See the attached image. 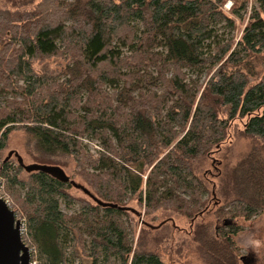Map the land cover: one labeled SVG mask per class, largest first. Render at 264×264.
<instances>
[{
	"label": "trees",
	"instance_id": "obj_1",
	"mask_svg": "<svg viewBox=\"0 0 264 264\" xmlns=\"http://www.w3.org/2000/svg\"><path fill=\"white\" fill-rule=\"evenodd\" d=\"M251 1L52 0L51 17L0 15V152L14 131L26 132L45 154L71 156L86 188L117 206L77 198L44 173L24 180L18 161L3 163L38 263L67 264L73 246L91 264H167L135 248L124 217L142 214L129 204L148 216L198 217L212 202L223 221L199 233L206 264H245L227 219L264 214V0L249 15ZM238 22V41L218 40L215 25ZM52 59L60 70H35ZM237 119L252 147L227 177L222 205L197 171ZM62 203L80 210L69 215Z\"/></svg>",
	"mask_w": 264,
	"mask_h": 264
},
{
	"label": "rangeland",
	"instance_id": "obj_2",
	"mask_svg": "<svg viewBox=\"0 0 264 264\" xmlns=\"http://www.w3.org/2000/svg\"><path fill=\"white\" fill-rule=\"evenodd\" d=\"M52 0H0V15L10 14H31L39 13L46 17H51L53 11L51 8ZM72 1V0H67ZM232 7V2H228L224 7L226 12ZM259 7L257 1L253 0L247 7V12L250 15ZM244 28L242 23H237V28L231 30L225 23L214 26L215 34L219 41L234 38L238 41L241 38V33ZM64 62L60 59H52L45 63L34 62V68L37 72H42L44 69L51 71L60 70ZM196 80L203 83L207 80L205 73L198 74L194 71L191 74ZM246 119H237L230 125L229 136L220 151L213 153L210 161H204L198 168L197 174L199 177H204L210 187H214L217 198L220 199L222 205L227 203V199L222 197L223 188L229 182L227 178L235 168L240 159L246 155L252 147V141L243 135ZM96 144H90V150L97 154ZM216 150V149H215ZM17 152L24 160L26 165L43 164L50 166H58L75 182L88 187L83 179L78 175L75 161L69 155L56 154L47 155L40 150L37 141L26 132L14 131L8 141L6 149L0 152V166L5 162L10 152ZM10 161L16 167L17 159L13 157ZM214 162V164L212 163ZM29 174L24 170L21 178L26 179ZM3 193L9 202L12 210L16 211L18 219H25L21 210L15 205L7 180L2 176ZM228 185V184H227ZM229 186H226L225 191H228ZM89 189V188H88ZM24 194V191H22ZM71 194L77 198L89 199L82 191L73 188ZM204 199H209V196H204ZM17 207V208H16ZM129 207L135 212H140L141 217L131 214L130 217H124L129 227V238L134 242L135 248L141 247L144 250L156 252L161 255L162 259L167 264H206L207 258L201 251V242L199 233L205 228L210 227L213 230L215 227L222 225V221L217 218L212 202L208 206L209 211L194 217H188L180 212L172 210H160L151 216L145 215L136 202H131ZM213 207V208H212ZM16 209V210H15ZM62 210L73 215L78 213L80 205L75 204L67 206L62 203ZM149 224L150 227H147ZM229 224H234L239 228V234L235 237L239 248V255L245 264H264V214H259L250 221L244 218L232 219L228 218ZM254 242V243H253ZM73 245V244H72ZM69 262L67 264H91V260L86 256L82 249L75 251L73 246L68 249ZM40 264V263H39Z\"/></svg>",
	"mask_w": 264,
	"mask_h": 264
},
{
	"label": "water",
	"instance_id": "obj_3",
	"mask_svg": "<svg viewBox=\"0 0 264 264\" xmlns=\"http://www.w3.org/2000/svg\"><path fill=\"white\" fill-rule=\"evenodd\" d=\"M15 157L19 165L27 172H40L47 174L64 184H70L74 188L82 191L96 204L106 207L108 205L100 201L86 187L72 180L65 171L58 166L43 164L26 165L23 158L17 152H10L5 160L9 161ZM132 212H135L131 209ZM0 264H31L30 248L23 241L21 232V222L17 219L16 212L10 208L8 203L0 197Z\"/></svg>",
	"mask_w": 264,
	"mask_h": 264
},
{
	"label": "built area",
	"instance_id": "obj_4",
	"mask_svg": "<svg viewBox=\"0 0 264 264\" xmlns=\"http://www.w3.org/2000/svg\"><path fill=\"white\" fill-rule=\"evenodd\" d=\"M2 185H4V183H3V178H2L1 169H0V197L2 199H4L8 203V205H10L9 202H8V200L4 196L5 194L2 192L3 189H4L2 187ZM17 219H18V216H17ZM18 220L21 222V232H22L23 241L29 247V244L24 240V235L26 234V223H25V219H18ZM29 248H30V252H31V264H39L38 261H37V258H36L37 257L36 256V251L34 249H31V247H29Z\"/></svg>",
	"mask_w": 264,
	"mask_h": 264
},
{
	"label": "clouds",
	"instance_id": "obj_5",
	"mask_svg": "<svg viewBox=\"0 0 264 264\" xmlns=\"http://www.w3.org/2000/svg\"><path fill=\"white\" fill-rule=\"evenodd\" d=\"M254 243V242H253Z\"/></svg>",
	"mask_w": 264,
	"mask_h": 264
}]
</instances>
